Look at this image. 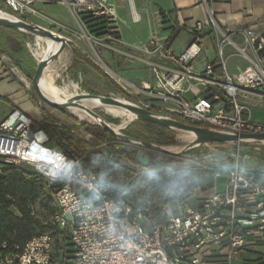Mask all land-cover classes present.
Here are the masks:
<instances>
[{"label":"built area","instance_id":"built-area-1","mask_svg":"<svg viewBox=\"0 0 264 264\" xmlns=\"http://www.w3.org/2000/svg\"><path fill=\"white\" fill-rule=\"evenodd\" d=\"M51 1L0 0V7L32 22V16L47 18L36 4ZM59 1L72 15L102 18L109 27L108 39L121 42L115 36L121 31L117 7L111 0ZM129 1L133 6L134 0ZM132 10L138 21L134 6ZM213 25L230 39L225 29L215 21ZM201 28L198 24L197 29ZM240 33L243 43L233 44L251 63L237 81L225 71L222 48L220 59L225 80L213 74L210 63L199 73L193 71L192 62L203 53L197 38L179 56L172 55L170 45L157 38L142 49L133 47L132 58L147 64L157 81L155 85L143 82V91L158 103L155 107L193 122L238 132H264V122L254 121L251 107L240 100L252 96L264 100V31L249 26ZM96 42L119 51L107 44L106 38ZM152 56L175 66L162 65ZM9 68L16 73V66L11 64ZM24 83L30 88L26 76ZM198 83L205 85L206 91L216 87L223 94L214 91L211 96L204 93L187 99L185 91ZM39 104L42 105L41 101ZM67 126L92 143L93 134L74 123ZM252 145L258 150L264 143ZM242 158L250 155L242 157L239 151L236 162L222 166L229 177L224 191L215 184L213 192L197 207L176 202L167 222L158 225L149 222L146 214L137 211L96 173L85 168L77 155L52 144L41 125L15 109L0 121V159L5 165H30L46 178L48 187L54 189L57 211L52 220L58 232L34 236L19 251L0 255V264H235L249 236L258 234L264 241V186L248 177L249 170L239 163ZM208 166L198 164L199 168Z\"/></svg>","mask_w":264,"mask_h":264},{"label":"rangeland","instance_id":"rangeland-1","mask_svg":"<svg viewBox=\"0 0 264 264\" xmlns=\"http://www.w3.org/2000/svg\"><path fill=\"white\" fill-rule=\"evenodd\" d=\"M111 1L114 2L117 7L118 24L123 38H125V40L129 42L131 45L147 43L150 36V31L152 30V28L154 29L157 28L156 27L157 23L154 22L150 24V21L147 16L146 8H143V6L141 5V0H135L137 11L142 17L140 22L133 21L131 3L129 0H111ZM1 8L4 7L1 6ZM37 9H39L40 12H42L49 18L53 19L54 21L56 20L57 23L58 22L62 23V26L61 25L59 26L60 30L62 31V34L69 36L74 42H76L78 45L83 47L89 53V55L94 59L96 63L101 64V66H104L106 70H108L113 75V77L118 80V83L124 88L127 94H130L131 96L134 97V99L137 101V102L135 101L136 103L144 104L147 106L158 105L156 101L151 100V98L148 97V95L143 91V87H142L143 82L127 80L123 78L121 74H119L120 72L131 70L135 67H138L139 65L137 63L138 61L134 60L130 55L134 53L133 48L131 46L108 39L110 33H109V27L107 25L101 26L104 28L103 29L95 25V23L89 22V20L85 16H79L78 14L75 13H73L72 15V12L68 7L63 5L61 2H57V1H53L51 4H47V5L37 4ZM32 19H34L37 22H41V23L44 22L43 19L35 16H33ZM57 23L53 22V24H57ZM100 28L103 30H101ZM217 29H219L218 26H216V30ZM217 32L218 33L217 35L215 34L214 41L211 40L210 38H204V40L202 41V45L204 46L205 49H207L209 54L212 55L215 48L219 54V57H220L221 48L223 49V52L225 54L227 53V51H229V48H232L234 52L240 54L237 51V49L230 44V42L233 43L231 39H229L226 35H224L220 29L217 30ZM85 33L88 37H90V39L85 35ZM115 36L120 37V34L116 33ZM102 38H106V43L118 48L119 51H115L109 47H106L96 42L98 39H102ZM189 39H190L189 34L185 32L182 33L178 38L179 46L187 45ZM25 48L26 49L25 51H23V53H26V55L23 54L22 57L24 58V60H26V63H28L29 66L27 65L26 68L29 70L23 71L21 69V66H19V64L16 63H13L12 65L16 66V70H15L16 73H14L16 74V76L18 74L22 75L23 72L25 73L26 77L31 83L32 76L34 75L35 72V70H33L32 68V65L33 63L37 62L36 54L37 53L43 54L45 47L43 44L36 42L35 38L32 36L30 39H26ZM104 52L107 53V59H109L114 65H116L118 71V73L116 72L117 74H115L112 70H110V68H108V66H106L105 63L106 62L109 63V61L106 60L105 62L103 57ZM65 53L67 52L65 51ZM240 55L245 61L251 63L245 57H243L242 54ZM61 56L62 54L60 55V58ZM61 59L58 64L56 63V68L54 72V79L56 82L55 89L59 92L60 95L65 97L72 94H76L77 92L84 91L81 88L83 87V89L86 88L90 93L93 94H99L106 91L107 93L106 95H112L109 93L114 92V96L129 99L127 96H124L123 94H120L112 90L106 84V82L105 84L106 87L108 86V90L101 88L99 86L100 83L93 81V79L91 78H86L83 75L82 77L80 74H76L77 80H74L75 77L71 74H68L69 70L65 69L66 72H64L65 70L61 71V67H63L64 64L66 65L68 64L69 66L70 63H72L70 54H69V58L67 57L65 59L62 57ZM140 69L142 74H144V77H148V65L145 64L144 66H141ZM96 75L98 74L96 73ZM225 79H226L225 77L222 78V80ZM240 100L245 101L248 104V106L251 107L253 120L264 122V107L255 105V104H262L264 106V100L259 101L258 98L253 96L249 98H240ZM41 103L44 107H46L49 110L48 112L50 116H52L57 121L61 122L62 124H66V126L67 123L75 124L73 119L74 116L72 117L67 113H63L57 109L49 107L43 101H41ZM95 110L100 112V114L105 116L107 119L113 122L114 125L117 126H122L123 124H125L130 117L129 116L130 112L120 107L106 106V107H98ZM78 120L83 122L87 121V123H90L93 127H95L94 128L95 131H98L97 127L99 125L96 124L97 121L90 118L89 116L86 115L79 116ZM142 123L149 127H159L158 125L155 124H145L142 121L135 120L130 125L126 127H122L119 130H122V132L129 135L137 136L143 139L153 141L158 144H162L164 147H168V148L171 147L183 148L186 143L191 141V139L186 136V133L171 129H167L168 131H166V133H164V135L162 136L152 135L151 133H147L144 130ZM84 129L94 135L92 131H89L86 128ZM91 142L92 143L89 144L92 145L95 149H98L104 152L105 154H108L110 158L117 159L122 164H125L137 170L138 172H142V173H151L158 171H174V170L185 171L192 168H199L198 164H207L219 168L220 170H223L222 166H229L237 161L236 158L239 151L242 157L243 155H250V158L247 159L242 158L241 160H239L240 165L247 168L251 172H256V173L264 172V146L261 147V149L255 150L252 144H241L240 149H238V145L236 144L210 142L196 149H193L182 156L169 155L170 160H168L163 164L143 166L139 164L137 161H130L125 157H120L118 154H116V152L110 150L107 146L98 142L95 136ZM5 166L6 165L3 162V160L0 159V168H3ZM22 166L27 170H33V168L30 165L22 164ZM228 180L229 177L227 175V172H221L216 177V186L218 190L224 191L228 184ZM182 181L186 185L190 183L189 179L181 180L180 177H176L174 179L175 184ZM207 193L208 192H203L198 190L195 196L188 201L185 207L199 206V203L201 202L202 198L206 196ZM34 211L36 215L39 216L43 221L52 222V214L46 207L40 204V202H38L34 206ZM50 233L55 234L54 230H50Z\"/></svg>","mask_w":264,"mask_h":264},{"label":"trees","instance_id":"trees-1","mask_svg":"<svg viewBox=\"0 0 264 264\" xmlns=\"http://www.w3.org/2000/svg\"><path fill=\"white\" fill-rule=\"evenodd\" d=\"M85 17L98 27L105 25L102 18ZM181 30L182 28L176 27L167 39L166 44L169 45ZM72 46L75 60L88 65L112 90L136 101L133 96L127 94L118 81L90 56L74 44ZM211 65L213 70L223 67L220 57ZM42 88L44 90L43 82ZM214 91L223 94L221 89L210 87L204 95L211 96ZM148 108L174 116L187 123L206 126L169 110L155 106ZM73 119L77 126L92 131L98 142L116 152L120 157L136 161V155L139 151L137 147L118 141L109 131L100 126L97 127L98 131H95V127L90 123L79 121L75 117ZM144 123L152 124L149 122ZM40 125L49 134L52 144L77 155L85 168L96 173L104 184L112 187L119 197L132 204L137 211L146 214L149 222L158 225L167 222L169 212L175 211L176 202L186 206L198 190L208 192L206 195L208 196L216 184V174L225 172L214 166L192 168L185 171L138 172L122 164L119 160L110 158L108 154L95 149L88 142L71 132L66 124H62L50 116L47 111H44ZM152 128L154 127L148 126V129ZM148 154L154 161V165L163 164L170 160V156L163 153L148 151ZM247 175L254 182L264 186V172L249 171ZM176 177H180L181 180L189 179L190 183L186 185L182 181L175 184L174 179ZM38 202L46 207L53 217L57 211L54 189L48 187L47 180L43 175L35 170H27L22 165H6L2 168L0 173V255L19 251L23 245L36 235L50 232V230H54L55 234L58 232L53 220L52 222H45L36 215L34 206Z\"/></svg>","mask_w":264,"mask_h":264},{"label":"crops","instance_id":"crops-1","mask_svg":"<svg viewBox=\"0 0 264 264\" xmlns=\"http://www.w3.org/2000/svg\"><path fill=\"white\" fill-rule=\"evenodd\" d=\"M53 1L60 2L59 0H52L48 3H37L42 5L51 4ZM141 0V5L143 8H146L148 19L151 23L156 22V29L152 28L150 31V36L147 43L131 45L129 42L123 38L120 33L121 43L127 44L132 48L142 49L146 44H149L152 38H157L158 41L166 43L169 36L172 32L178 28H182L181 31L177 33L175 38L169 43L171 47V54L174 56H179L187 46L196 38L202 45L204 38H210L214 41L216 33V26L213 25L215 21L221 28L225 29L230 35L232 42L241 45L243 43V36L240 33V30L245 27L253 26L258 28L261 31H264V0ZM36 4V7H37ZM63 4V3H62ZM64 5V4H63ZM134 9L139 15L140 19L134 22H140L142 17L138 13L135 0H134ZM133 6L131 4V11L133 16ZM67 7V6H66ZM39 10V9H38ZM46 16V15H45ZM33 17V16H32ZM30 18L33 23L40 24L46 28L51 29L54 32H57L65 36L69 41L77 46L80 50L86 53L88 56L89 53L76 42H74L69 36L62 34L59 26H62V23L53 19L43 18L35 16L44 20L43 23L37 22L34 19ZM57 23V24H53ZM60 23V24H59ZM202 26L201 29H197V25ZM65 26V25H64ZM67 27V26H66ZM70 28V27H68ZM187 33L190 36L189 42L187 45L179 46L178 38L182 33ZM35 38V41L44 45L45 50L43 54L37 53L36 58H41L44 53H47L48 43L44 41L39 36H34L32 34L20 32L14 29L0 27V121L4 120L13 110L18 109L23 113L31 117L37 124L40 125L43 119L44 111H49L46 107L39 104V100L36 98L33 93L32 88H28L25 83V73L22 71V75L14 74L13 71L9 68L11 64L16 63L21 66V69L28 71L26 68L28 63L22 57L25 51V42L26 39L31 37ZM232 46L233 43L230 42ZM59 46V45H58ZM203 47V53L197 56L192 62V69L195 73L201 72L206 64H212L219 57L216 48L214 52L209 54L207 49ZM235 47V46H234ZM66 55L65 51L62 53V56ZM61 56V57H62ZM91 57V56H90ZM106 66L110 68L115 74L118 73L116 65H114L109 59H107V53H103ZM244 57V56H243ZM92 58V57H91ZM223 58L225 60L226 68L228 75L234 79L238 80L242 71L247 69L250 66V63L245 61L240 54H237L229 48V51L225 54L223 52ZM60 57L56 60L55 64L59 63ZM93 59V58H92ZM152 59L162 65L175 66L174 63L164 60L158 56H152ZM247 59V58H246ZM59 60V61H58ZM94 60V59H93ZM248 60V59H247ZM249 61V60H248ZM37 62L33 63V70L36 69ZM138 67H135L131 70L120 72L121 76L127 80H133L136 82H148L152 85L157 83L151 68L148 66V77H144V74L141 72V66L145 64L142 61L137 62ZM101 66V64H99ZM29 66V65H28ZM64 67V68H63ZM61 67V71L69 70L68 74H71L75 77L74 80H77L76 74L85 76L86 78H91L93 81L100 83L99 86L103 89L108 90L106 87L105 81L101 79L94 71H92L88 65L79 60H73L72 63L64 64ZM105 69L106 72L110 73L104 66H101ZM60 70V69H59ZM66 70L64 72H66ZM31 71V70H30ZM117 72V73H116ZM224 73V68H215L213 74L219 79H222ZM65 74V73H64ZM82 76V77H83ZM95 77V78H94ZM44 78V76H43ZM43 80V79H42ZM56 84V82H55ZM82 90L89 92L86 88ZM207 87L201 83H198L186 90L184 95L187 99H195L196 97L203 95L206 92ZM94 92V91H93ZM106 95V91L99 93ZM109 94L114 95V92ZM260 107H264L262 104H255ZM49 113V112H48ZM253 118V117H252ZM256 122H260L254 120ZM143 124V123H142ZM144 130L147 133L152 135L162 136L166 131V128L163 127H154L148 129V126L144 125ZM235 264H264V241L258 235L254 234L247 238V244L244 250L241 253L239 260Z\"/></svg>","mask_w":264,"mask_h":264},{"label":"water","instance_id":"water-1","mask_svg":"<svg viewBox=\"0 0 264 264\" xmlns=\"http://www.w3.org/2000/svg\"><path fill=\"white\" fill-rule=\"evenodd\" d=\"M0 27L14 29L59 43V46L55 51L38 59L34 75L31 79V88L36 98L39 101H43L49 107L67 113L77 119L79 118L70 110L72 107L86 111L96 119V124L109 131L118 141L137 147L139 151L136 155V161L143 166L154 165V161L151 159L148 151L159 152L171 156H182L189 151L210 142L232 143L236 145L258 144L264 142V132H238L212 126L187 123L174 116L153 111L130 99L120 98L114 95L93 94L81 91L67 97L64 101H56L44 92L42 88V79L50 65L54 64L64 51H66L68 55L70 54L72 61L75 59L72 43L65 36L40 24L30 22L1 7ZM92 100H97V103L99 104L119 106L129 111L133 118L127 126L135 120L149 122L166 129L192 133L193 138L190 142L186 143L181 150L172 151L165 148L162 144L126 134L122 132V130L116 129L113 122L100 114V112L92 109L85 102Z\"/></svg>","mask_w":264,"mask_h":264},{"label":"bare ground","instance_id":"bare-ground-1","mask_svg":"<svg viewBox=\"0 0 264 264\" xmlns=\"http://www.w3.org/2000/svg\"><path fill=\"white\" fill-rule=\"evenodd\" d=\"M85 35H86V33H85ZM87 36V35H86ZM88 37V36H87ZM40 38H42V37H40ZM44 41H46L47 43H48V45H47V53L45 54L44 53V55L43 56H46V55H49L50 53H52L53 51H55L57 48H58V45H59V43H56V42H54V41H52V40H50V39H45V38H42ZM38 55V54H37ZM63 58H69V55H68V53H66V55H63L62 56ZM61 57V58H62ZM60 60V59H59ZM58 60V61H59ZM61 60H63V59H61ZM55 68H56V64L54 63V64H51L50 65V67L48 68V70L46 71V73L44 74V78H43V80H42V82H43V84H44V92L48 95V96H50L52 99H54V100H56V101H64L67 97H69V96H72V95H74V94H72V95H69V96H62V95H60L59 94V92L55 89V79H54V72H55ZM59 73V72H58ZM57 73V74H58ZM86 102V104H88V106H90L92 109H96V108H98V107H106V106H114V105H105V104H99V103H97V100H92V101H85ZM114 107H119V106H114ZM120 108H122V107H120ZM124 109V108H123ZM78 118H79V116H82V115H86V116H89L90 118H92V119H94L95 121H96V119L94 118V117H92L90 114H88L86 111H84V110H82V109H79V108H75V107H72L71 109H70ZM129 120L125 123V124H123L122 126H117V125H114V127L116 128V129H120V128H122V127H126L127 126V124L132 120V118H133V116H132V114L131 113H129ZM180 132H184V131H180ZM184 133H186V136L188 137V138H190L191 140H192V138H193V134L192 133H189V132H184ZM264 143V142H263ZM165 148H168V147H165ZM168 149H170V150H172V151H179V150H181L182 148H178V147H171V148H168Z\"/></svg>","mask_w":264,"mask_h":264}]
</instances>
